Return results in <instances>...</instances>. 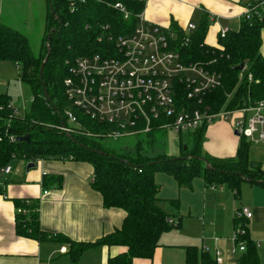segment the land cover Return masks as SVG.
Returning <instances> with one entry per match:
<instances>
[{
  "label": "trees",
  "instance_id": "1",
  "mask_svg": "<svg viewBox=\"0 0 264 264\" xmlns=\"http://www.w3.org/2000/svg\"><path fill=\"white\" fill-rule=\"evenodd\" d=\"M48 1L50 13L47 20L50 30L36 53L24 33L0 22V60H11L19 66L23 82L31 86L33 91L30 109L21 110L18 115H14L9 108L13 103L11 97L0 96V169L15 158L32 161L42 158H73L89 161L94 166L93 188L101 192L106 207L123 209L125 219L119 229L99 240L90 243L74 242L63 235L55 236L41 229L40 205L37 201L27 204L18 200L16 221L19 235L39 240L62 239L68 243L74 262L92 246L124 245L127 251L118 256H109L107 263L134 264L136 257H153L164 232L177 227L171 222L173 215L164 208L163 199L159 195L162 187L156 181L157 171L170 173L180 185L189 184L194 177L199 176L204 178L206 184L227 183L237 191L239 182L245 178L257 183H261L258 180H264L262 164L251 160L248 153L252 142L244 136H241L236 158L216 159L203 155L202 139L208 125L196 129L192 134L194 146L191 149H182V154L177 157L166 154L155 159L116 153L100 140L89 136L73 134L77 139L75 141L55 127L56 124L66 123L63 113L70 103L66 98L64 80L69 76L76 58L98 52L111 53L114 39L135 28L136 16L145 9L146 1L86 0L77 6L76 12L69 9L68 0ZM116 2L124 3L132 16L124 19L123 14L114 7ZM205 15L208 18L209 14ZM53 27L56 29L51 33ZM263 27L264 12L261 17L242 18L238 28L230 29L224 37L219 34L217 46L205 42L207 20L203 19L188 34V45H183L185 32L175 24L170 27L176 32L175 43L185 62H205L210 69L222 74V86L205 97L206 104L213 111H219L227 103V94L232 92L234 97L227 104L228 108L264 101V55L260 49ZM48 44L51 45L50 57L41 74L40 68L47 57ZM240 64H245L244 70L235 68ZM182 98L184 103L187 102L185 97ZM194 106L196 102L190 101L189 107ZM81 119L85 126L94 131L107 128V125H98L83 117ZM12 133L16 136L28 134L30 140L10 141L9 135ZM201 157L208 159L214 170L206 168ZM49 180L55 179L46 175L45 184ZM171 201L179 209V200ZM246 244V250L239 257V264H260L257 244L248 236ZM186 252L188 264H217L211 255L201 252L196 245H187Z\"/></svg>",
  "mask_w": 264,
  "mask_h": 264
},
{
  "label": "crops",
  "instance_id": "2",
  "mask_svg": "<svg viewBox=\"0 0 264 264\" xmlns=\"http://www.w3.org/2000/svg\"><path fill=\"white\" fill-rule=\"evenodd\" d=\"M39 1L0 0V22L9 25L12 11L22 8L28 10L39 5ZM43 1L44 8L48 10L49 1ZM250 1L148 0L144 13L149 22L164 27L175 24L182 30L190 21L198 25L203 19L207 20L205 42L217 46L211 44L210 38L217 41L222 28H238ZM206 13L209 14L208 18ZM196 15L199 21L194 20ZM261 34L260 49L264 55V27ZM24 109L27 108L21 110ZM202 140L203 155L231 159L237 157L241 136L235 133L231 121L220 119L208 124ZM248 154L251 160L260 162L264 169V141L250 147ZM19 160L21 163L17 167L12 160V171L0 178V264H108L109 256H118L127 251L124 245L92 246L74 262L68 243L62 239L39 240L19 235L16 221L18 200L37 201L40 205L41 229L55 236L63 235L74 242L90 243L99 240L119 229L125 219L123 209L106 207L101 192L93 188L95 174L91 162L73 158ZM30 162H35V166L28 168ZM46 175L55 180L45 184ZM239 184L237 191L227 183L206 184L204 178L199 176L194 177L189 184L178 183L184 190L177 193L181 200H194L188 210H183L190 217L178 216L176 204L169 200L175 209V213H169L173 215L177 227L164 232L153 257H136L134 264H188L187 245L198 246L201 252L208 253L214 259L216 251H221L223 261L217 264H239V257L244 251L236 248L233 236L238 225L235 213L242 206L251 208L254 214L253 219L247 223L248 237L257 244L260 264H264V184L247 179L241 180ZM162 189L159 195L164 204L168 200L162 196ZM191 219L194 226H191ZM64 247L66 251L62 250ZM234 248L236 252H232Z\"/></svg>",
  "mask_w": 264,
  "mask_h": 264
},
{
  "label": "built area",
  "instance_id": "3",
  "mask_svg": "<svg viewBox=\"0 0 264 264\" xmlns=\"http://www.w3.org/2000/svg\"><path fill=\"white\" fill-rule=\"evenodd\" d=\"M85 1L68 0L69 9L76 12L77 6ZM248 4L242 18L262 16L264 0H252ZM114 7L126 20L132 16L124 3L116 2ZM136 17L137 25L132 31L113 38L115 43L111 53L98 52L76 58L64 80L66 98L70 103L63 113L66 123L55 127L66 133L101 140L149 134L161 128L191 131L224 119L232 122L239 136L252 143L264 141L263 100L228 108L227 104L234 97L232 92L227 94V103L219 111H213L206 104L205 97L222 86V74L210 69L205 62H185L172 28L149 22L144 10ZM196 28L197 24L190 21L183 30L186 36L183 45H188V34ZM228 31V28H222L219 34L224 37ZM17 68L20 70L19 66ZM181 97L187 102L184 103ZM190 101L196 102V106L189 107ZM9 108L14 115L21 113L14 103ZM81 117L98 125H107V128L101 131L89 129ZM17 137L12 133L9 140L17 141ZM11 171V164L3 166L0 178ZM25 202L28 204L32 200ZM19 211L25 212L24 209ZM235 214L238 225L233 242L239 251H244L247 223L254 214L247 206L238 208ZM236 248L232 252H236ZM215 260L222 263L221 251H216Z\"/></svg>",
  "mask_w": 264,
  "mask_h": 264
},
{
  "label": "rangeland",
  "instance_id": "4",
  "mask_svg": "<svg viewBox=\"0 0 264 264\" xmlns=\"http://www.w3.org/2000/svg\"><path fill=\"white\" fill-rule=\"evenodd\" d=\"M39 2V5L32 6L31 8L29 7L30 9L28 10L22 8V10H15V12L12 11L8 21L9 25L22 31L21 33H24L28 37L31 48L35 53L40 47H42V40L50 30L48 25L49 20H47L50 10L44 8L43 0H40ZM197 15L194 16V20L199 21L200 18H198ZM185 28L184 30L187 29ZM209 33L211 32L209 31ZM210 39H212L211 44H218V40L216 41L213 38ZM20 73L21 71L18 70L15 63L11 60H0V96L7 95L11 97V101H13V103L16 104L20 109L26 107L29 110L32 104L31 98L33 97V91L31 86L23 82ZM194 132V130H191L180 133L177 130L175 131L173 128H161L154 130L151 132V134L146 133L123 136L116 139L106 138L101 139L100 142H102L108 148L114 150L116 153L119 152L120 154H127L130 157L141 156L155 159L159 157L162 158L166 154L177 157L182 154V149H184L185 146L191 149L193 142L192 134ZM257 144L258 143L253 142L251 147ZM16 159H13L12 163H14L17 167L21 161L19 158ZM156 181L163 188L162 196L168 200L163 204L167 211L170 213H175L172 202L169 200L179 198L181 202L178 212L180 214L178 213L177 215L182 217H190L187 215V213H184L183 210H188V206L190 205L191 207V203L194 200H181V197L177 193L183 188L178 185L175 177L165 171H157ZM175 218L177 219V216H175ZM185 223L186 222L184 221V225ZM191 226H194L192 219Z\"/></svg>",
  "mask_w": 264,
  "mask_h": 264
},
{
  "label": "water",
  "instance_id": "5",
  "mask_svg": "<svg viewBox=\"0 0 264 264\" xmlns=\"http://www.w3.org/2000/svg\"><path fill=\"white\" fill-rule=\"evenodd\" d=\"M50 8L51 10L54 12V10L52 9V5H50ZM56 27H53V29L51 30V33H53V31H55ZM50 51H51V45L48 44V52H47V57L45 58V60L43 61L42 65H41V68H40V71H41V74H43V67L45 65V63L48 61L49 57H50ZM235 68L239 69V70H244L245 68V64H240L239 66H236ZM43 77V75H42ZM45 93L47 94V89H45ZM68 137L74 139L75 141H77V139L75 138V136L72 134V133H66ZM30 140V136L28 134H26L25 136H18L17 137V141L19 142H26V141H29ZM187 148V146H185V149ZM100 153H102L101 151H99ZM185 158H188V157H185ZM202 160L206 163V168H208L209 170H214V168L211 166V164L209 163V160L206 159L205 157H201ZM35 166V162H30L29 165H28V168L30 167H33ZM238 174L240 175H243L242 172L240 171H237ZM247 179L248 181H252V179L250 178H245ZM259 182L261 183H264V180H258Z\"/></svg>",
  "mask_w": 264,
  "mask_h": 264
}]
</instances>
